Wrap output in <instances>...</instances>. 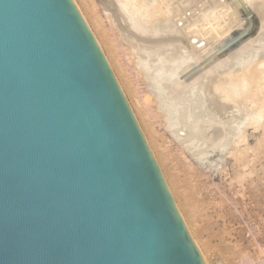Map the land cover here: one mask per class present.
<instances>
[{"label": "water", "instance_id": "obj_1", "mask_svg": "<svg viewBox=\"0 0 264 264\" xmlns=\"http://www.w3.org/2000/svg\"><path fill=\"white\" fill-rule=\"evenodd\" d=\"M0 264H208L72 0H0Z\"/></svg>", "mask_w": 264, "mask_h": 264}, {"label": "rangeland", "instance_id": "obj_2", "mask_svg": "<svg viewBox=\"0 0 264 264\" xmlns=\"http://www.w3.org/2000/svg\"><path fill=\"white\" fill-rule=\"evenodd\" d=\"M102 1L104 2V0ZM102 1L100 2L99 0L98 3L97 0H76L77 4H79L81 12L87 19L89 26L91 25L90 27L93 31L92 34L96 35V38L101 45V47H99L100 50L103 49L101 52L103 53V55L105 54L106 57L108 58L110 63L108 64L111 66L110 69L112 70L114 76L116 77L117 82L120 83L118 84L120 85V88L122 87L121 90H123V94L124 96H126L125 98L126 100H128L127 102L131 107V110L137 115V118L140 122L139 123L140 128L142 127L141 129L145 131V134H143V136L145 137L147 136L146 139L148 145H150L151 143L149 148L152 146L151 149H154L152 152L153 157H155V161H157V163L159 164L158 167L161 166L159 170L163 171L161 172V174L163 175V177L165 176L164 180H166L165 183L167 185V188L169 187L168 190L171 191L170 194L172 198H175L173 201L175 205L176 204L178 205L185 221L183 220L181 215L180 217L182 221H184L187 224V226L189 225L188 227L190 228V231L192 230L191 233L193 232L195 238L198 239V241L196 242L199 248L202 249V252L208 264H247V263L262 264L264 260V135H263L264 128L255 129V127L249 125L243 130L242 137L244 136V138L241 141L242 143L240 142L239 145L238 144L235 145L233 139L235 138L236 140V133L238 131V128L244 122L243 120L241 121V119L245 120V117H247L248 115L249 116L252 115L253 113L256 112L257 109H259L262 114L264 113V79H263L264 73H262V71H258V70L256 71L254 69L255 72H257V74L255 73V75L257 76L255 80L257 81V79H260L258 80L259 82H255L254 80L256 86L252 82L248 86L249 87L248 90L250 91L247 90L246 91L247 93L243 94L245 96L243 95L238 96V98L236 97V100L234 98L233 104L232 101L230 102L231 105L228 103L230 105L229 106L227 104L229 110L226 111H228V113L224 114L226 111L225 112L221 111L224 112L223 113L224 115L223 114L216 115L219 114L220 111L217 113L216 110L215 112L214 111L215 109L210 105L208 98H210L211 94H209L208 92H210L211 90L208 91V89L213 90V88L210 87H212L213 85H217L218 83L220 84V82L214 84L217 79L220 80V76L222 77L221 79L223 80V81L220 80L221 84L222 85L226 84L223 86L230 85L229 81L231 80H227V78H225V76L227 77V74L229 72L237 71L236 73H238L239 67L243 68L244 65L246 66L248 64H251L252 61L254 62L252 66H255L257 64V61L259 59L258 57L259 53L261 56V52H258V49L261 50L264 49V48H259L261 46L264 47V22H263L264 6L261 3L259 4L258 1L251 0L253 3L250 2L249 4H252L253 6L247 5V7L248 6L249 7L246 8V10H244L245 11V17H244V12L240 11L241 13L237 12L238 13L237 14L236 10L232 8L231 6L232 0L231 1L230 0H225V1L224 0H132L131 2L133 3L136 1L139 2V3L137 2L138 4L134 3L133 5H141L142 1H143L142 4L144 3L150 4L153 1V5L156 8L155 11L157 12L156 13L154 11L155 12L154 16L150 15L148 17V21L146 22L148 26L146 25L145 29L147 30L149 35H147L146 39L144 40L140 38H135V40L138 41L136 42V44L139 45V47H137L138 45L136 46L135 43H134L135 45H133V43H130V42H135L132 41L133 38H130V42L128 43L129 37H132L131 35L127 34L126 32L124 33L123 32L120 33V31L117 32L118 30L117 27L113 25L114 21H116L115 17L113 16L114 14L112 8L113 6L110 5L108 1H105L106 4H103ZM223 2L224 3L230 2L229 5L231 7L227 5L228 3L227 4L225 3L226 4L225 7L222 8L224 4ZM210 3H212L213 6ZM250 6L252 8L251 10H250ZM259 6H261V9L259 8ZM105 7L112 8L111 9L112 11L110 9L108 10L106 9V10L107 11L110 10L113 14L109 11L108 13L110 14L108 15L107 11L106 12L104 11ZM230 8L234 11L233 12L230 11ZM254 8L256 9L255 10L256 12L254 11ZM159 11L161 15L160 14L158 15ZM247 11H249L251 17H254L255 14L258 17L262 13L261 14L262 17L260 16L261 17L260 19H263L262 22L261 20L259 21L258 20L259 18L257 19L256 16H255L256 18H252L255 19L257 22H259L260 25L259 24L256 25L255 23L256 21L254 20L252 21H254V25L256 26L253 25V22L251 23V26L248 25L249 22L246 17ZM257 11L259 15L257 14ZM259 11H261V13ZM104 13H107V15H104ZM233 14L235 15L237 14L238 18L240 16L239 14H242L243 15V16L241 15L242 20L240 18L237 19V16L234 17L235 15L232 16ZM203 15L205 19L207 17L211 19V24L209 26L206 24V22H204L205 19ZM105 16L107 17V19L105 18ZM151 16H153V18ZM111 17H114L115 20H113V18L111 19ZM229 17L230 18L234 17L235 19L234 18L230 19ZM149 18L152 20L150 21ZM201 20L204 21L202 22ZM93 22H97L99 24L100 26L99 29L100 31H102L103 37L97 32ZM109 23L114 27L112 28V26ZM115 23L117 24V22ZM146 23L144 22L141 24H146ZM203 23H205V25ZM152 24L155 25L153 26ZM243 24L247 26H244ZM206 27L208 28L206 29ZM211 27L215 28L219 35V36L217 35V37L216 36L214 37L217 38L215 40H212L214 38L208 34V32L212 29ZM194 30L196 31L193 32ZM250 30L251 32H249ZM252 32L254 33V35L252 34ZM178 33H180L179 34L180 36H178ZM250 33L252 35H250ZM108 43L110 44V46ZM256 46H258V48ZM141 47L143 50H141ZM136 49L139 52L138 53L136 52L135 54ZM251 49L257 50L254 52L255 54L253 53V51H250ZM240 52L242 54L244 53L243 56L245 57L242 56L243 59H247L250 56L251 57L250 61L249 60L244 61L243 59H241L242 57L240 55L242 54ZM249 52H252L253 54H250ZM139 53L141 55H139ZM172 54H179L183 56V58L185 59L192 58L198 61L197 62L198 64L199 63L202 64V65L200 64L201 67H198L196 66L197 63L195 62V60L194 61L192 60V63L195 62L196 64L191 65L190 68H194V66H196L198 70L202 69V72L200 70L199 73L200 72L201 73L200 74L197 73L196 77L192 76L190 73L192 78H195L196 80L191 79L190 76L188 77V74L190 72L189 70L187 71V73H185L186 70L185 72L182 71L184 73L180 72V78L186 81V86H189V83L190 84L192 83V85H190L191 87L189 88V93L187 95L186 102L185 101L182 102L178 108L179 110H181L180 115L183 118H184V114L186 116L191 114L194 115V117L193 115L189 117L190 133L187 132L188 133L187 139L193 140L194 146L197 147V150L206 149L208 152H210V154H208V156L202 161L204 162L203 164L202 162L198 163L197 161H194L192 158L189 157L185 159L184 156L181 154V152L179 153L178 147H175L177 145L170 141L171 139L168 137L166 133H164V131L159 125L154 124V132L153 131L148 132L145 129L141 117H139L140 114L138 109L141 108L143 110L145 103L147 104L148 102L152 101L151 103H148L149 108L152 109V111H156L158 108L157 106L158 100L155 97H153L154 94H152V92L150 91V89H152L149 86L151 84L150 81H147L148 79L146 78L147 79L146 80L145 79L146 76H144L142 73H140L142 76L139 74L136 63L140 61L142 63L139 64H141L144 67L145 65L146 66L149 65L148 67H150L151 70L150 72L152 73L156 71L158 67H161L162 64L166 68H168L167 66L169 65H173L172 63L169 62L167 58V57H171ZM262 54L264 55V53ZM129 55H131L132 57ZM141 57L143 58L141 59ZM155 57H157L158 60ZM151 58L154 59L150 63V61L152 60ZM145 60L147 61V64H144L146 63ZM161 61L162 63H160ZM116 62L121 67L122 73L124 75L123 77L119 74V71L117 70ZM218 62H220L219 67H221L219 69V73L221 74L223 72V74L221 75L213 72V71L216 72L215 69L217 66L216 63ZM192 63L191 61L189 62V64ZM233 64L236 65L233 67L235 68L238 67V69L234 70V68H232ZM163 66H162V70L165 69V67L163 68ZM210 66H213V68ZM209 68L214 70H210ZM242 68H240L241 73L239 72L241 75L238 74L239 75L238 76L236 74L238 78L244 76V72H242L244 68L243 69ZM168 70L166 69V71ZM228 70L231 71L228 72ZM166 71L165 70L162 71V74L163 73L165 74ZM150 72L149 74H151ZM191 72L193 71L191 70ZM205 72L208 73L210 72V73L207 76L208 73ZM258 72L261 74V77L260 74H258ZM136 74L138 75L136 76ZM201 74H203V78ZM213 74L217 78H215ZM232 74L234 75V77L232 78L228 77V78L236 79L235 73ZM198 75L200 78L198 77ZM209 76L210 78L212 77L215 78L213 83H212L213 79H210ZM139 77L142 79H140ZM207 77L208 79H210V81L206 79ZM124 79L125 82L128 83L130 87L134 90L135 92L134 98L131 97L129 91L127 90ZM208 81L209 83L211 82L210 84H208L210 85V87L206 85V82L208 83ZM201 83L204 85H201ZM147 85L149 87H147ZM162 87L163 89H166V92L168 94L170 93L171 98L174 97V95L176 94L175 93L176 89L174 86L171 85L170 89L167 88V86L165 87V85ZM257 87L259 89H256ZM172 88H174L175 92L174 90L173 92L175 94H173V92H170ZM199 88H201L202 90ZM205 92H207L208 94ZM203 94L210 96L208 98H205L207 96H204ZM201 97H203L201 101H203L204 104L200 101ZM189 98L193 100L192 103L189 102L188 100ZM196 98L198 101H196ZM204 98L206 99V101ZM252 100H255L256 102L255 101L250 102ZM204 105L206 106L204 107ZM197 108L198 109L201 108V110H198ZM211 108H213V110ZM202 109L203 110L205 109L206 111H203ZM210 109L213 111L212 116H211L212 111H210ZM190 110L192 113L190 112ZM201 111L204 115L200 113ZM208 113H210L209 116ZM227 114L228 116L225 117V115ZM198 115L200 119L197 118ZM218 116L219 117L221 116L222 118L220 117L219 119ZM224 117L225 120L223 121L222 119H224ZM196 118L201 121L203 120L204 123L208 121L207 122L208 125L204 124V128L206 127L208 130L198 129V131H203L201 132V134H199L200 132L198 133L199 137L200 135H202L201 136L202 138H199L198 135L196 134V132H198L196 129V125L194 124ZM210 118H212L210 124L213 123L211 124L213 126L209 124V121L211 120ZM228 119H230L229 122L226 121ZM220 120L225 123L224 124L223 122L220 123ZM227 122L229 127L226 125ZM191 124L193 125L191 126ZM217 124L219 126H217ZM214 125H216V128L217 127L222 128L223 132L220 131V128L216 130L217 132L215 131L217 134L220 132L219 133L220 135L222 132V136L218 135L220 138L218 137L216 139V133L213 131L214 129L209 130L212 127L214 128ZM238 125L239 127H236ZM193 130L194 131L196 130V132H194ZM230 130L231 132L234 133L231 134L230 132L229 134ZM209 131L212 133H210ZM203 133L205 134L204 135L205 137L208 135L209 139L208 137L205 138L203 136ZM181 134L182 136L185 135L183 132H181L180 135ZM212 134H214L215 136L213 137ZM193 135H195L194 136L195 138L193 137ZM210 138L213 140L211 141ZM221 139L224 141H222ZM199 140L201 141V144ZM214 140L216 144L214 143ZM228 140H230V142L233 141V143L231 142V144L227 146L229 142ZM210 141L212 145L211 144L209 145ZM203 145L206 146L204 147ZM221 146L222 147L227 146V147L222 148ZM209 147H211V149ZM219 147L222 148V150H219L220 149ZM234 154H236V156L238 154V157L234 156ZM239 154H241V156ZM185 223L184 225L186 227ZM191 240L193 241L192 238Z\"/></svg>", "mask_w": 264, "mask_h": 264}, {"label": "bare ground", "instance_id": "obj_3", "mask_svg": "<svg viewBox=\"0 0 264 264\" xmlns=\"http://www.w3.org/2000/svg\"><path fill=\"white\" fill-rule=\"evenodd\" d=\"M98 1V3H99V0H97ZM102 0H100V2H101ZM105 1H108L109 2V4L110 5H112L113 7V11H114V14L111 12L112 10V8H110V7H105V12L108 10V9H110L109 11L113 14V16L115 17V19H116V21H114V23H113V25L115 26V27H117V32L118 31H120V33L121 32H126L127 34H129V35H131L132 37H129V41H128V43L130 42V38H133V40L132 41H135V42H130V43H133V45H135L136 44V42H138V41H136L135 40V38H140V39H146V37H147V35H149L148 34V32H147V30L145 29L146 27V25H147V21H148V17L150 16V15H153L154 16V13L156 12L155 11V7H154V5H153V1L150 3V4H148V3H144V4H142L143 3V1L141 2V5H133L134 3L136 4L138 1H136V2H131L132 0H104V2ZM225 1V0H224ZM231 1V0H230ZM234 1V2H233ZM253 1V0H252ZM251 0H232V4H231V6H232V8H234V10H236V13L237 12H244V17H245V11L244 10H246V8H248L247 7V5H252V4H249L250 2L251 3H253ZM254 1H258V3L260 4H262L263 6H264V0H254ZM72 2H73V4L75 5V7H76V9L78 10V12H79V14L81 15V17H82V19L84 20V22H85V24H87V27L89 28V30H91V33H93V31H92V29H91V25L89 26V24H88V21H87V19L85 18V16L83 15V13L81 12V9H80V7H79V4H77V2H76V0H72ZM103 2V1H102ZM103 2V4H106V2L104 3ZM139 3V2H138ZM137 3V4H138ZM224 3V2H223ZM229 7H231L229 4H230V2H225ZM223 4V6H222V8H224L225 7V5L226 4ZM102 4V5H103ZM157 4V3H156ZM155 4V5H156ZM210 4H212V3H210ZM209 4V5H210ZM94 5V4H93ZM158 5V4H157ZM208 5V6H209ZM109 6V5H108ZM160 6V5H159ZM162 6V5H161ZM212 6H213V4H212ZM211 6V7H212ZM221 6V5H220ZM219 6V7H220ZM253 6V5H252ZM95 8V7H94ZM158 8V7H157ZM179 8V7H178ZM208 8V7H207ZM259 8L261 9V6H259ZM264 8V7H263ZM98 9V8H97ZM107 9V10H106ZM176 9V8H175ZM252 8H251V6H250V10H251ZM95 10V9H94ZM159 10H160V7H159ZM180 10H182V9H180ZM234 10H232L231 8H230V11H234ZM256 9L254 8V11H255ZM257 10H259V9H257ZM109 11H107V13L109 12ZM155 11V12H154ZM209 11H211V10H209ZM263 11V10H262ZM93 12V11H92ZM152 12H153V14H152ZM180 12V11H179ZM213 12V11H212ZM240 12V13H241ZM253 12V11H252ZM256 12V11H255ZM260 13H261V11H259ZM107 13H104V15H107ZM157 13V12H156ZM164 13V12H163ZM166 13V12H165ZM201 13V12H200ZM199 13V14H200ZM90 14V13H89ZM110 13H108V15H109ZM161 15V13H160V11L158 12V15ZM238 14V13H237ZM237 14L235 15V14H233L232 16H234V17H236L237 16ZM247 14V13H246ZM254 14V13H253ZM257 14L259 15V13H258V11H257ZM262 14V13H261ZM259 15L258 17H257V15L255 14L254 15V17H252V18H256L257 17V19L260 21L261 20V22L263 21V19H260L261 17H262V15ZM156 15V14H155ZM208 15V14H207ZM240 16H239V18L241 19V15L242 14H239ZM153 16H151L152 18H153ZM243 16V15H242ZM256 16V17H255ZM261 16V17H260ZM114 17H111V19L113 18V20H115L114 19ZM150 17V18H151ZM203 17H204V15H203ZM234 17H231V18H234ZM105 18L107 19V17L105 16ZM149 18V20L151 21L152 19H150ZM155 18V17H154ZM230 18V17H229ZM230 18V19H231ZM238 18V16H237V19H239ZM243 18V17H242ZM92 19V18H91ZM200 19V18H199ZM204 19H205V17H204ZM235 19V18H234ZM227 20V19H226ZM242 20V19H241ZM252 20H254V21H256L255 19H252ZM93 21V20H92ZM149 21V22H150ZM199 21V20H198ZM197 21V22H198ZM202 21V20H201ZM204 21V20H203ZM202 21V22H203ZM239 21V20H238ZM246 21V20H245ZM254 21H252L253 22V25H254ZM110 22V21H109ZM113 22V21H112ZM115 22H117V24L115 23ZM146 23V24H141V23ZM204 22H206V24L209 26L210 24H211V19L209 18V17H207L206 19H205V21ZM260 22V23H261ZM264 22V21H263ZM246 23V22H245ZM256 23V25L257 24H259V22H255ZM93 24H94V27L96 28V30H97V32L103 37V35H102V31H100V26H99V24L97 23V22H93ZM110 24V23H109ZM204 25H205V23H203ZM111 25V24H110ZM153 26L155 25V24H152ZM201 25V24H200ZM199 25V26H200ZM237 25V24H236ZM244 25V24H243ZM252 25V26H253ZM256 25H254V26H256ZM260 25V24H259ZM112 26V25H111ZM114 26H112V28L114 27ZM144 26V27H143ZM148 26V25H147ZM235 26V25H234ZM244 26H247V25H244ZM251 26V25H250ZM152 27V26H151ZM201 27V26H200ZM203 27V26H202ZM228 27V26H227ZM242 27V26H241ZM260 27V26H259ZM208 27H206V29H207ZM212 28V27H211ZM225 28V27H224ZM244 29H245V27H244ZM247 29H249V28H247ZM226 30V29H225ZM196 30H194L193 32H195ZM209 31V30H208ZM207 31V32H208ZM227 31V30H226ZM230 31V30H229ZM253 31V30H252ZM223 32H225V31H223ZM222 32V33H223ZM249 32H251V30L249 31ZM255 32V31H254ZM127 34H125V35H127ZM180 33H178V36H180L179 35ZM208 34L211 36V37H217V35H218V33H217V31H216V29L215 28H212L209 32H208ZM219 34H220V32H219ZM227 34V33H226ZM252 34L254 35V33L252 32ZM251 33H250V35H252ZM93 35V37H95V41L97 42V44L99 45V47H101V45H100V43H99V41L97 40V38H96V35L95 34H92ZM105 35V34H104ZM124 35V34H123ZM129 35H127V36H129ZM168 35H170V34H168ZM219 36V35H218ZM219 38V37H218ZM221 38V37H220ZM212 39V38H211ZM215 39H217V38H214V39H212V40H215ZM107 41V40H106ZM114 41V40H113ZM235 41V40H234ZM246 41V40H245ZM108 42V41H107ZM247 42V41H246ZM135 43V44H134ZM238 43H240V42H238ZM242 43V42H241ZM109 44V43H108ZM130 45V44H129ZM138 44H136V46H137ZM232 45V44H231ZM109 46H110V44H109ZM131 46V45H130ZM136 46H134V47H136ZM141 46V45H140ZM137 47H139V45L137 46ZM234 47H235V45H234ZM241 47V46H240ZM244 47V46H243ZM242 47V48H243ZM255 47V46H254ZM253 47V48H254ZM257 48H258V46H256ZM116 48V47H115ZM144 48V47H143ZM228 48H230V47H228ZM251 48H252V46H251ZM259 48H264V47H259ZM102 49V48H101ZM246 49V48H245ZM103 50V49H102ZM101 50V51H102ZM141 50H143L142 49V47H141ZM243 50V49H242ZM247 50V49H246ZM261 49H258V52H261V56L263 55L262 53H264V49H262L261 51H260ZM122 51H123V49H122ZM129 51V50H128ZM127 51V52H128ZM132 51V50H131ZM134 51V50H133ZM249 51V50H248ZM250 51H253V53L255 52V51H257V50H253V49H251ZM124 52H126V51H124ZM136 52L138 53L139 51H137V49H136V51H135V54H136ZM144 52V51H143ZM243 52V51H242ZM257 52V53H258ZM130 53V52H129ZM133 53V52H132ZM141 53V52H140ZM139 53V55H141ZM241 53V52H240ZM240 53H239V55H240ZM250 54H253L252 52H249ZM228 54V53H227ZM242 54V53H241ZM244 54V53H243ZM243 54L242 55H240L241 57L243 56ZM255 54V53H254ZM105 55V54H104ZM126 55V54H125ZM129 56H131V55H129ZM143 56V55H142ZM254 56V55H253ZM260 56V53H259V55H258V57H259V59H258V61H257V64L255 65V66H252V64L254 63L253 61H252V63L251 64H248V65H244L245 66V68H244V66H243V68L242 67H239V69H238V67H233V66H236V65H232V68H234V70L235 69H238V73H236L237 71H234V72H229V71H231V70H228V74H227V77L225 76V78H227V80H231V81H229L228 83L230 84V85H228V86H223V85H226V84H221V81H223L221 78V76H220V80H216V82L214 83V84H217V82H220V84L218 83L217 85H213L212 87H210V85H208V84H210L209 83V81H210V79H213L212 80V83L214 82V80H215V78H217V77H215L214 76V74H213V76L215 77H212V78H210V76L212 75H210L209 76V78L210 79H208V77L206 78V79H208L209 81H208V83L206 82V85H208L210 88H213V90L212 89H208V91L209 90H211L210 92H208L209 94H211V96L210 95H204V96H207V97H205V98H208L209 96H210V98H208L209 99V103H210V105L215 109L214 111L216 112V110H217V113L220 111V113L219 114H216V115H220V114H223L226 110H229L228 109V106H227V104L229 103L230 105H231V101H232V104H233V99L235 98V100H236V97L238 98V96H241V95H243V94H245V93H247L246 91L248 90V86L253 82V84L255 85V83H254V80H255V78H257V76L255 75V73L257 74V72H255V70L257 71H262V73H264V55L261 57ZM105 57H106V55H105ZM132 57V56H131ZM137 57H140V56H137ZM136 57V58H137ZM243 57H245V56H243ZM243 57L241 58V59H243ZM247 57V56H246ZM107 58V57H106ZM105 58V59H106ZM143 57H141V59H142ZM148 58V57H147ZM157 60H158V58L157 57H155ZM168 58V60H169V62L170 63H172L173 65H169V66H167L168 68H169V70H168V68H166L165 66H163V64H162V66H163V68L165 67V71H166V69L168 70V71H166V73L164 74H162V71H164V70H162V66L161 67H158L157 68V70L156 71H154V72H150L151 70H150V67H148V66H146L145 65V67L144 66H142L141 64H139V63H142V62H137L136 63V66L138 67V72H139V74L140 73H142L144 76H146L145 77V79L147 80V81H150V87L152 88V89H150V91L152 92V94H154L153 95V97H155L157 100H158V104H157V106H158V108H157V110L156 111H152V109H150L149 108V104L148 103H151V102H148L147 104L145 103L144 104V109L142 110L141 108H139L138 109V111H139V114H140V116L139 117H141V120H142V122H143V124H144V126H145V129L149 132H151V131H153L154 132V124H157V125H159L161 128H162V130L164 131V133H166L167 135H168V137L171 139L170 141L171 142H173V143H175L177 146H175V147H178V149H179V153L181 152V154L184 156V158L185 159H187L188 157L189 158H192L194 161H197L198 163H201L207 156H208V154H210V152H208L206 149L205 150H197V147L196 146H194V143H193V140L192 139H187V134L188 133H190V131H189V126H190V124H189V117L191 116V115H193V114H191V115H185L184 113V118L180 115V111L181 110H179V105L182 103V102H186V99H187V95H188V93H189V88L191 87L190 85H192V83L190 84L189 83V86H186V81L185 80H182L181 78H180V72H182V71H184L185 72V70H186V72L185 73H187V71L189 70L190 72H189V74H188V77L190 76V78L191 79H193V80H196L195 78H192V76H194V77H196V74L198 73V74H200L201 72H202V69H200L201 70V72L199 73V71L200 70H198V68L196 67V66H198V67H201V63H197L198 61H196L195 59H192V58H189V59H185V58H183V56H181V55H179V54H172V56L171 57H167ZM239 58V57H238ZM250 56H249V58H247V59H243L244 61L246 60H249L250 61ZM138 59H140V58H138ZM137 59V60H138ZM144 59H146V58H144ZM152 60L150 61V63L153 61V59L154 58H151ZM253 59V58H252ZM251 59V60H252ZM107 60H108V58H107ZM106 60V61H107ZM114 60V59H113ZM116 60V59H115ZM161 60V59H160ZM192 60L194 61L195 60V62L197 63V65L196 66H194V68H190L191 67V65H193V64H196L195 62L194 63H192ZM254 60V59H253ZM146 61V60H145ZM154 61H156V60H154ZM191 61V63L192 64H189V62ZM239 61V60H238ZM238 61H236V62H238ZM241 61V60H240ZM236 62H234V63H236ZM107 63H109V60H108V62ZM155 63V62H154ZM160 63H162V61L160 62ZM219 63L220 62H218V63H216V72L215 71H213L214 73H218L219 75H221V74H223V72L220 74L219 73V69L221 68V67H219ZM245 63V62H244ZM255 63H256V61H255ZM110 64V63H109ZM144 64H147V61H146V63H144ZM143 64V65H144ZM149 64V63H148ZM201 64V65H200ZM239 64V63H238ZM155 65H157V64H155ZM215 65V64H214ZM222 65V64H221ZM240 65V64H239ZM110 66V65H109ZM116 66H117V70L119 71V74L123 77L124 75H123V73H122V70H121V67L119 66V64L116 62ZM152 66V65H151ZM111 67V66H110ZM135 67V66H134ZM133 67V68H134ZM153 67H154V65H153ZM152 67V68H153ZM210 67H212L213 68V66H210ZM215 67V66H214ZM218 67V68H217ZM188 68H190V69H188ZM202 68H204V67H202ZM240 68H242L243 70H242V72H244V76L242 77L241 76V78H238L237 77V75L239 74V75H241L240 73H241V69ZM210 69V68H209ZM231 69V68H230ZM255 69V70H254ZM191 70L193 71V72H191ZM196 72H195V71ZM210 70H214V69H210ZM217 70H218V72H217ZM209 71V70H208ZM233 71V70H232ZM137 72V73H138ZM149 72L151 73V74H149ZM184 72H182V73H184ZM195 72V73H194ZM225 72H227V71H225ZM224 72V73H225ZM240 72V73H239ZM190 73H191V75H190ZM205 73H208V72H205ZM210 73V72H209ZM209 73L207 74V76L209 75ZM212 73V72H211ZM232 73H235V77H236V79H229V78H232V77H234V75L232 74ZM149 74V75H148ZM204 74V73H203ZM203 74H201V76H202V78H203ZM258 74H260L259 72H258ZM138 74H136V76H137ZM141 75V74H140ZM205 75V74H204ZM238 75V76H239ZM135 76V77H136ZM142 76V75H141ZM217 76V75H216ZM222 76H224V75H222ZM198 77H199V75H198ZM219 77V76H218ZM229 77V78H228ZM260 77H261V74H260ZM140 78V77H139ZM139 78H138V80H139ZM200 78V77H199ZM263 78V77H262ZM115 79H116V77H115ZM140 79H142V78H140ZM264 79V78H263ZM232 80H234V81H232ZM258 80H260V79H257V81L255 80V82H259ZM124 82H125V79H124ZM117 83H119V82H117ZM136 83V82H135ZM139 83V82H138ZM203 83V82H202ZM201 83V85H204V84H202ZM120 84V83H119ZM196 84H198V83H196ZM252 84V85H253ZM136 85V84H135ZM138 85V84H137ZM165 85V87L167 86V88H171L170 86L172 85V86H174L175 87V89H176V92H175V90H174V88H172V90H170V92H173V90H174V92L176 93H174L173 92V94H175L174 95V97H172L171 98V96H170V93L168 94L167 92H166V89H163V87L162 86H164ZM251 85V86H252ZM125 86L127 87V90L129 91V93H130V95H131V97H135L134 96V90L130 87V85L128 84V83H126L125 82ZM148 85H147V87H149ZM195 86V85H194ZM256 86V85H255ZM262 86V85H261ZM119 87H120V85H119ZM196 87V86H195ZM202 87V86H201ZM206 87V86H205ZM205 87H204V89H205ZM122 88V87H121ZM120 88V89H121ZM208 88V87H207ZM149 89V88H148ZM147 89V90H148ZM194 89V88H193ZM196 89V88H195ZM199 89H201V88H199ZM255 89V88H254ZM256 89H259L258 87L256 88ZM192 90V89H191ZM202 90V89H201ZM262 90V89H261ZM122 92H123V90H121ZM149 91V90H148ZM200 91V90H199ZM207 91V90H206ZM248 91H250V90H248ZM258 91V90H257ZM150 93V92H149ZM195 93V92H194ZM201 93V92H200ZM205 93H207V92H205ZM207 93V94H208ZM193 94V93H192ZM124 95V94H123ZM202 95V96H203ZM247 95V94H246ZM243 96H245V95H243ZM251 96V95H250ZM253 96V95H252ZM256 96V95H255ZM126 97V96H125ZM189 97V96H188ZM192 97V96H191ZM194 97V96H193ZM257 97V96H256ZM185 98V99H184ZM197 98H199V97H197ZM197 98H196V101H198L197 100ZM204 98V99H205ZM258 98V97H257ZM126 99V98H125ZM184 99V100H183ZM203 99V97H201V99H200V101ZM207 99V100H208ZM248 99V98H247ZM254 99V98H253ZM147 100H149V99H147ZM155 100V99H154ZM156 100V101H157ZM189 100V102H191L192 103V101L193 100H191L190 98L188 99ZM191 100V101H190ZM250 100V99H249ZM262 100V99H261ZM128 101V100H127ZM205 101H206V99H205ZM253 101H255V100H252V101H250V102H253ZM143 102V101H142ZM202 103H203V101H201ZM235 102V101H234ZM256 102V101H255ZM254 102V103H255ZM128 103V102H127ZM155 103V102H154ZM199 103V102H198ZM209 103H207V104H209ZM204 104V103H203ZM228 104V105H229ZM256 104V103H255ZM129 105V104H128ZM186 105V104H185ZM193 105V104H192ZM197 105V104H196ZM201 105V104H200ZM199 105V106H200ZM210 105H209V108H210ZM229 105V106H230ZM258 105V104H257ZM206 105H204V107H205ZM130 107V106H129ZM181 107V106H180ZM183 107H185V106H183ZM190 108V107H189ZM209 108H208V110H209ZM213 108H211L212 110H213ZM230 108V107H229ZM130 109H131V107H130ZM187 109H188V106H187ZM196 109V108H195ZM194 109V110H195ZM198 109V108H197ZM207 109V108H206ZM210 109V111H212ZM256 109V108H255ZM154 110V109H153ZM183 110V109H182ZM185 110V109H184ZM192 110V109H191ZM191 110H190V112H191ZM198 110H201V108L200 109H198ZM203 110V109H202ZM132 111V110H131ZM137 111V112H138ZM189 111V110H188ZM203 111H206L205 109L203 110ZM221 111H224V112H221ZM199 112V111H198ZM214 112V113H215ZM230 112V111H229ZM188 113V112H187ZM192 113V112H191ZM202 115H204L203 113H202V111L200 112ZM212 113H213V111L211 112V116H212ZM226 113H228V111H226L224 114H226ZM132 114H133V116H134V118H135V120H136V122H137V124H138V126H139V128H140V125H139V120H138V118H137V115L132 111ZM195 114H196V111H195ZM199 114V113H198ZM223 114V115H224ZM210 115V113H208V116ZM196 116V115H195ZM210 116V117H211ZM213 116H214V114H213ZM226 116H228V114L227 115H225V117ZM183 119H182V118ZM193 117H194V115H193ZM219 117V116H218ZM221 117V116H220ZM220 117H219V119H220ZM225 117H224V119H222L223 121L225 120ZM197 118H199L200 119V117H199V115H198V117ZM196 118V120H195V125H196V129H197V131H198V129H201V130H208L206 127L204 128V124H207L208 125V121L206 122V123H204L203 122V120L201 121V120H199V119H197ZM215 118V117H214ZM222 118V117H221ZM211 120L209 121V124H210V122L212 121V118H210ZM194 120V119H193ZM214 120V119H213ZM218 120V119H217ZM229 120L230 119H228V120H226V121H228L229 122ZM244 121L242 124H241V126L239 127V125L238 126H236V127H239L238 128V131H237V133H236V131H235V133H236V140H235V134H234V144L236 145V144H238L239 145V143L242 141V139L244 138V136L242 137V133H243V130L247 127V126H249V125H251V126H253V127H255V129H258V128H264V113L262 114L261 113V111L259 110V109H257L256 110V112L255 113H253L252 115H248L247 117H245V120L244 119H241V121ZM219 121V120H218ZM223 121H221L220 120V123H222ZM240 121V122H241ZM192 122H194V121H192ZM191 122V123H192ZM228 122H227V126H228ZM218 123V122H217ZM225 122H223V124H224ZM211 124H213V123H211ZM210 124V125H211ZM219 124V123H218ZM217 124V126H219ZM238 124H240V123H238ZM193 124H191V126H192ZM211 126H213V125H211ZM230 126H231V124H230ZM210 127V126H209ZM226 127V126H225ZM229 127V126H228ZM142 128V127H141ZM140 128V130H141V132H142V134H145V131L143 130V129H141ZM192 128V127H191ZM220 128V127H219ZM218 127L216 128V125H214V128L212 127V128H210L209 130H213L214 132L217 130V129H219ZM224 128V127H223ZM227 128V127H226ZM229 129V128H228ZM232 129V128H231ZM225 130V129H224ZM194 131V130H193ZM220 131H222V128H220ZM226 131V130H225ZM233 131V130H232ZM181 132H183L185 135H183L182 136V134L180 135V133ZM188 132V133H187ZM194 132H196V130L194 131ZM194 132H193V134H194ZM200 132V133H199ZM201 132H203V131H198V132H196V134L198 135V133L199 134H201ZM210 132V131H209ZM217 132V131H216ZM215 132V133H216ZM223 132V131H222ZM222 132H221V135L218 133H216V139L219 137L218 135H220V136H222ZM230 132H231V130L229 131V134H230ZM205 133V132H204ZM203 133V136L206 134H204ZM210 133H212V132H210ZM227 133H228V130H227ZM232 133H234V132H231V134ZM225 134V133H224ZM213 135V137L215 136L214 134H212ZM226 135V134H225ZM264 135V134H263ZM195 135H193V137H194ZM202 135H200V137H199V135H198V137L199 138H202L201 137ZM209 136H210V134H209ZM229 136V135H228ZM147 137V136H146ZM146 137L144 136V138H145V141H146V143H147V146H148V148H149V146L151 145V143H150V145H148V142H147V139H146ZM198 137H197V139H198ZM205 137V136H204ZM203 137V138H204ZM208 137V135L205 137V138H207ZM195 138V137H194ZM211 138H212V136H211ZM210 138V139H211ZM220 138V137H219ZM224 138V137H223ZM227 138V137H226ZM230 138V137H229ZM208 139H209V137H208ZM208 139H207V141H208ZM203 140V139H202ZM213 139H211V141H212ZM222 140V139H221ZM227 140V139H226ZM225 140V141H226ZM231 140V139H230ZM230 140H228L227 142H228V144H227V142H226V144H227V146L229 145V144H231V142L233 143V141H231L230 142ZM245 140V139H244ZM243 140V141H244ZM200 141V140H199ZM211 141H210V143H209V145L211 144ZM222 141H224V140H222ZM197 142V141H196ZM203 143H204V141H203ZM214 143H215V140H214ZM224 143V142H223ZM242 143V142H241ZM200 144H201V141H200ZM216 144V143H215ZM207 145V144H206ZM206 145H203L204 147L206 146ZM212 145V144H211ZM221 145H222V142H221ZM226 146V147H227ZM152 147V146H151ZM151 147L149 148V150L151 149ZM208 147V146H207ZM222 147V146H221ZM224 147V146H223ZM222 147V148H223ZM226 147H224V148H226ZM210 149H211V147H209ZM208 148V149H209ZM220 148V147H219ZM222 148H220L219 150H222ZM239 148V147H238ZM177 149V150H178ZM153 150L154 149H151L150 150V152H151V154L153 155ZM237 150V149H236ZM236 153H237V151H236ZM243 154V153H242ZM155 155V154H154ZM240 156H241V154H239ZM234 156H236V154H234ZM168 157V156H167ZM236 157H238V154H237V156ZM240 158V157H239ZM154 159H155V157H154ZM185 159H183V160H185ZM239 161V160H238ZM159 162V161H158ZM156 163H157V161H156ZM204 162H202V164H203ZM158 164V163H157ZM190 164V163H189ZM158 166H159V164H158ZM161 167V166H160ZM159 167V168H160ZM160 172H163L162 170L160 171ZM203 174V173H202ZM162 177H163V175H162ZM165 177V176H164ZM164 177H163V179H164ZM164 181H166V180H164ZM168 189H169V187H168ZM169 192H171V191H169ZM173 194V193H172ZM174 197V196H173ZM175 198H173V200H174ZM177 203V202H176ZM175 204V203H174ZM175 207H176V209H177V212L179 213V215H181V217L183 218V216H182V213H181V210L179 209V207H178V205L176 204L175 205ZM183 220L185 221V219L183 218ZM183 221V222H184ZM185 223V222H184ZM186 224V223H185ZM189 226V225H188ZM187 226V224H186V227L188 228V231L187 232H189L188 234H189V236H191V238L193 239V241H194V243H195V245L198 247V249L200 250V252L202 253V255H203V257H204V259H205V261L207 262V260H206V258H205V256H204V254H203V252H202V249L201 248H199V246H198V244H197V242L196 241H198V239H196L195 238V236H194V233L192 232L191 233V231H190V228ZM186 228V229H187ZM194 237V238H193ZM204 250V249H203ZM208 263V262H207ZM248 264V263H247Z\"/></svg>", "mask_w": 264, "mask_h": 264}, {"label": "built area", "instance_id": "obj_4", "mask_svg": "<svg viewBox=\"0 0 264 264\" xmlns=\"http://www.w3.org/2000/svg\"><path fill=\"white\" fill-rule=\"evenodd\" d=\"M262 264H264V260H263Z\"/></svg>", "mask_w": 264, "mask_h": 264}]
</instances>
